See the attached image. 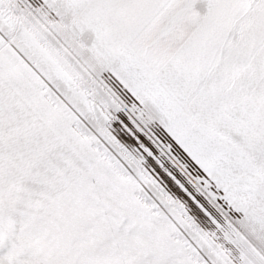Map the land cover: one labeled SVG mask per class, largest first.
<instances>
[{
	"label": "snow or ice",
	"instance_id": "6c2138e0",
	"mask_svg": "<svg viewBox=\"0 0 264 264\" xmlns=\"http://www.w3.org/2000/svg\"><path fill=\"white\" fill-rule=\"evenodd\" d=\"M0 264H264V0H0Z\"/></svg>",
	"mask_w": 264,
	"mask_h": 264
}]
</instances>
